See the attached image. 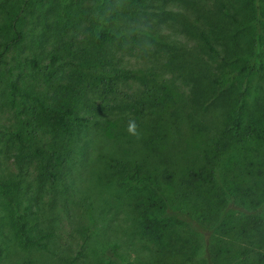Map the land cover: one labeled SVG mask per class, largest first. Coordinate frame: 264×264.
<instances>
[{
  "label": "trees",
  "instance_id": "1",
  "mask_svg": "<svg viewBox=\"0 0 264 264\" xmlns=\"http://www.w3.org/2000/svg\"><path fill=\"white\" fill-rule=\"evenodd\" d=\"M256 1L215 0L212 10L202 11L198 7L194 20L180 16L178 31L194 38L198 45L191 51L184 48L188 55L182 62L172 54L160 68L149 64L142 70L144 88L139 89L138 99L131 103V109L141 118L172 108L171 97L157 98V87L170 91L175 80L187 81L186 101L194 113L190 110L184 114L180 107H173L170 111L177 117L175 121L172 117L158 116L168 129L169 123L175 126L181 120H186L191 130L198 127L205 139L198 156L202 163L178 174L170 168L167 155L157 160V164H163L158 166L145 160H111L106 164L114 181L125 188L126 200L117 196L118 200L133 214L122 230L128 232L126 238L120 243L117 240L106 244L103 264H264V188L254 198L251 189L257 187L227 180L237 178L235 173L249 174L247 169L252 168H259L258 175H264V4ZM33 4V0H0V63L6 62V54L12 48L24 43L25 11ZM96 6L102 20L97 22L92 36L93 50L97 53L91 60L93 67L95 63H111L117 49L127 50L132 45L145 46L150 56L156 52L158 35L154 34L159 32V26L147 23L153 13L149 11L148 0H95ZM121 19L129 27L130 22L143 26L125 35L113 30ZM49 55L46 67L53 68L61 57ZM25 60L33 68L41 67L36 57ZM173 69H177V75L171 72V79L162 77ZM107 76L111 78L110 74ZM78 85H58L59 92H64L63 99L48 103L46 94L28 93L10 83L13 103L18 95L23 110L34 114L40 125H49L54 133V140L46 148L26 144L19 132L14 136L18 161L34 157L39 178L50 186L59 182L69 186V173L66 175L65 171L74 162L71 157L74 143L99 124L89 115L90 84ZM29 101L33 102V108L26 107ZM217 111L222 116L220 125L212 128L202 120L201 124L193 123L198 120L196 113L200 116ZM149 139L153 141L152 137ZM143 147L153 150L146 142ZM17 187L15 179L0 180V193L11 204L17 201ZM117 214L116 209L110 213L101 227L103 232ZM14 229L24 247L46 249L44 237H35L31 234L32 227L26 226L25 214L15 219ZM90 231L85 227L81 232L83 239L72 264H79L90 234L94 233ZM138 244L146 250L140 256Z\"/></svg>",
  "mask_w": 264,
  "mask_h": 264
},
{
  "label": "rangeland",
  "instance_id": "2",
  "mask_svg": "<svg viewBox=\"0 0 264 264\" xmlns=\"http://www.w3.org/2000/svg\"><path fill=\"white\" fill-rule=\"evenodd\" d=\"M165 1L148 0L149 11L153 13L147 23L154 26L158 23L159 26V32L154 34V37L158 35L156 47L153 44L156 52L150 56L145 46L132 45L127 50L117 49L116 58L111 59V63H95L94 67L91 60L97 53L93 50L92 36L97 22L102 20L98 15L100 9L94 8L95 0H33L34 4L26 9L23 24L26 39L19 48H12L6 54L5 63H0V180L15 179L18 183L17 201L13 204L0 193V264H72L85 227L94 233L90 234L88 245L77 263L103 264L106 244L117 240L120 243L126 238L128 232L122 230L125 223L131 222L133 214L118 200L117 196H123L122 201L126 200V195H123L125 188L114 181L106 164L111 160H145L158 166L163 164H157V160L167 155L170 168L178 174L202 163L198 156L205 139L198 127L191 130L186 120H181L175 126L169 123L168 129L158 116L164 115V119L172 117L175 121L177 117L170 111L173 107H180L184 114L190 110L194 113L186 101L189 92L186 80L184 83L180 79L175 80L174 87H168L170 91L157 87V98L171 97L172 108H165L157 115H149V118H141L131 109V103L139 97V89L144 88L142 70L147 65L157 64L160 68L172 54L182 62L188 55L184 48L191 51L198 45L194 38L178 31L181 30L180 16L186 15L194 20L198 7L202 11L212 10L215 0ZM261 2L264 4V0ZM166 10L169 14L164 13ZM130 26L121 19L113 30L126 35L143 25L130 22ZM146 42L149 40L144 44ZM149 46L152 47L151 44ZM50 53L61 57L53 68L46 67ZM30 57H36L41 67L33 68L25 60ZM153 59L157 61L150 62ZM171 72L177 75V69H173L162 77L171 79ZM11 82L28 93L46 94L48 103L63 99L64 92L58 90L60 84L77 87L80 83L90 84L87 93L89 115L99 124L74 143L71 155L74 162L70 170L65 171L66 175L69 173V186L61 182L50 186L41 180L34 157L26 156L22 163L18 161L19 150L14 137L17 132L21 133L26 144L31 142L45 148L54 140V133L49 125H40L34 114L31 116L30 111L23 110L18 95L13 103ZM26 107L33 108V102L29 101ZM195 116L198 120H192L193 123L201 124L202 120L212 128L220 125L222 119L218 111L201 113L200 116L196 113ZM130 123L134 124L132 131H129ZM144 142L153 150L145 149ZM23 152L28 154V151ZM247 170L249 174L241 172L243 176L240 178L241 173H235L237 178L227 180L233 184L248 182V186L257 187L251 189L252 196L257 198L261 194L260 189L264 188V175H258L259 168ZM114 209L118 212L116 220L103 232L101 227ZM23 214L26 226L32 227L31 234L44 237L42 241L46 242V249L24 247L15 234V219ZM138 247L141 249L139 244ZM140 252L146 253V250L141 249L139 256Z\"/></svg>",
  "mask_w": 264,
  "mask_h": 264
},
{
  "label": "clouds",
  "instance_id": "3",
  "mask_svg": "<svg viewBox=\"0 0 264 264\" xmlns=\"http://www.w3.org/2000/svg\"><path fill=\"white\" fill-rule=\"evenodd\" d=\"M133 128H134V124L130 123V124H129V131H132Z\"/></svg>",
  "mask_w": 264,
  "mask_h": 264
}]
</instances>
